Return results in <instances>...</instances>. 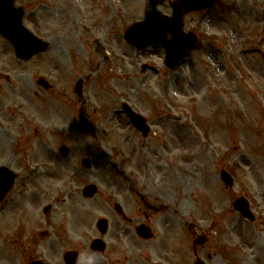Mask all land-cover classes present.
Segmentation results:
<instances>
[{"label":"rangeland","instance_id":"374dc122","mask_svg":"<svg viewBox=\"0 0 264 264\" xmlns=\"http://www.w3.org/2000/svg\"><path fill=\"white\" fill-rule=\"evenodd\" d=\"M147 1L17 0L18 7L26 11V25L49 42L51 50L28 64H19L12 48L0 39V72L12 80L11 84L0 83V167L11 154L5 147L6 138L18 136L16 126L24 124L12 114L25 113L32 117L46 112L50 104L44 106L45 101L52 103L49 108L54 114H42V120L36 124L47 133L59 129L58 133L64 134L66 128L72 130L73 137L63 139V145L68 146L69 161L77 163L79 175L83 173L82 160L90 159L94 171L86 173L85 180L94 177L98 170H106V201L112 189L129 199L126 187L120 186L114 170L120 167L144 172L143 164L148 162L144 158L148 147L140 140L136 169L125 167L128 159L122 152L124 130L121 127L125 119L121 111L123 104H130L149 121L157 120L153 132L162 131V137L155 150L161 143H169L168 149L162 148L156 154L155 162L154 159L148 162V170L174 172L175 176L172 180L165 179L164 183L157 181L154 173L149 180L143 177L144 181H150L149 189L156 183L158 192L171 193L170 205L181 215L184 212V223H198L213 234L219 228L216 223L212 227V220L223 228L225 222L221 217L226 215L225 221L239 225L237 237L248 238V232L258 236L256 227L248 226L239 215H232L231 205L235 196L246 193L254 198L252 207L264 219V142L260 139H264V129L260 137L252 134L248 120V113L252 118L256 114L252 97L264 94V0H239L238 8L233 6L232 11L229 9L232 0H227L209 14L190 16L187 31L199 36L203 26L213 41L204 42L205 46L193 52L174 74L165 67L162 49L151 48L139 53L123 39L126 30L144 21ZM173 1L176 0H165L160 10L169 15L172 11L169 4ZM144 66L148 68L146 73L142 71ZM240 66H246L252 76L244 75ZM40 78L50 82L53 93L46 95L37 87ZM80 79L85 80V99L90 115H97L95 125L99 133H105L106 125V156L102 138L93 142L77 120L81 103L75 94V85ZM248 87L253 91L248 92L245 89ZM161 100L172 103L183 114L179 122L162 115ZM17 106L24 109L14 111ZM238 114L244 120L240 116L237 119ZM58 141L54 142L57 147L62 142ZM235 159H241V168L235 166ZM176 170L188 172L178 175ZM220 170H231L240 188L236 185L234 192L227 191L220 180ZM208 193L219 203L206 206L202 199ZM187 204L189 209L184 207ZM169 214L176 225L171 226L169 234L162 235L160 242H155L153 251H160L165 258L157 262L190 263L184 223ZM212 237L218 240L220 233ZM232 242L241 243L236 237ZM240 248L239 252L245 250L242 245Z\"/></svg>","mask_w":264,"mask_h":264},{"label":"flooded vegetation","instance_id":"af4514ba","mask_svg":"<svg viewBox=\"0 0 264 264\" xmlns=\"http://www.w3.org/2000/svg\"><path fill=\"white\" fill-rule=\"evenodd\" d=\"M1 78L3 77H0V80ZM261 100L264 101V94ZM46 114L52 116L53 109ZM41 116V113L37 115L39 120H42ZM16 127L19 135L6 138L5 147L11 151L8 164L15 169H21L17 171L23 173L24 176L27 175L24 183L27 189L22 190L18 183L16 188L6 195L0 206V264H14L15 261L17 264L44 261L47 264H64V256L68 253H76L79 256L77 264H106V231L102 235L95 229L97 224L95 226L93 216L96 210L94 207L97 206L99 207L97 210L104 213L103 218L106 220V194L100 202L83 201L87 205L80 211L78 205V185L81 181L79 170H76L75 162L69 161L70 156L68 159H63L56 151L58 140L72 138V130L66 128L64 131L70 134L63 135L51 131L47 133L34 123ZM52 130L55 129L52 128ZM152 139L150 136L146 141ZM54 142H56L55 145ZM129 143L130 139L125 138L123 145L125 156L133 158L137 153L136 150L130 149ZM148 154L150 155V151ZM131 164H135L134 159H131ZM120 171L124 185L129 186V191L135 195L139 204L136 207L126 200L125 207L130 214L126 217L115 214V218L111 220L110 235L118 239L119 245L122 241L125 245H130L126 252L125 249L123 250L122 255L128 254L127 257H122L120 249L113 252V257L118 258V255H121L119 264L123 259L131 264H150L152 256L144 250L141 253L140 248L142 244L153 242L156 239L160 222L165 228L166 235L169 234L172 220L170 218L165 221L160 220L164 212L168 210L165 202L168 200L169 192H158L156 188L150 190V181L139 185L137 174L140 170H132L134 177L126 174L128 170ZM95 174L94 177L92 176V181L97 180L99 183H104L106 187V170H98ZM174 176V172H165L157 176V179L164 183L165 179L172 180ZM87 182L90 181L87 180ZM146 203L160 207L159 211L162 213L148 212L145 209ZM221 221L225 222L224 229H227L228 240L224 239L223 230L218 221H216V227L219 228L218 232L221 236L219 240L212 238L207 228L197 224H187L188 246L192 248L195 261L216 264L218 253L223 254L225 260L234 261L233 255H236V252L232 248L231 238L238 235V225L236 222L228 224L222 217ZM254 225L259 226V222ZM260 227L264 228V226ZM140 229H144L146 233L150 232V241L138 237ZM249 235V238L243 237V245L253 255L243 259L242 262L245 264L261 263L264 241L261 238L256 239V236L250 232ZM136 237L139 242L135 240ZM200 237L205 239L203 246H198ZM96 239L104 241L103 253L94 251L92 243ZM156 258L162 259L164 256H161L158 251ZM181 264L188 263L181 262Z\"/></svg>","mask_w":264,"mask_h":264},{"label":"water","instance_id":"95a60500","mask_svg":"<svg viewBox=\"0 0 264 264\" xmlns=\"http://www.w3.org/2000/svg\"><path fill=\"white\" fill-rule=\"evenodd\" d=\"M219 1L220 0H182L181 3L177 4L175 7V18L173 20H166L157 13V1L153 0L148 13L147 22L144 25L137 26L131 31L128 34V40L132 41L135 35L142 37L145 33H151L157 30V36L150 39V41H144V43L138 45V48L145 49L149 45H163L168 55H172L178 51L183 56L185 53L187 54L196 42L194 39L188 41L189 38L183 37L180 34L182 17L191 11L207 8ZM23 16L24 12L22 10L14 8V0H0V33L14 44L18 58L27 61L34 55L44 52L48 46L25 32L22 27ZM168 33L173 35L175 39L174 42H166ZM132 117L137 125H139V122H143V119L135 115ZM82 121L87 127L88 124L86 123L85 117L82 118ZM226 180L225 177L224 181ZM236 209L241 211L246 217L249 216L248 205L245 201H238Z\"/></svg>","mask_w":264,"mask_h":264},{"label":"bare ground","instance_id":"6f19581e","mask_svg":"<svg viewBox=\"0 0 264 264\" xmlns=\"http://www.w3.org/2000/svg\"><path fill=\"white\" fill-rule=\"evenodd\" d=\"M174 215L181 218V213L178 210H176V212H174Z\"/></svg>","mask_w":264,"mask_h":264}]
</instances>
